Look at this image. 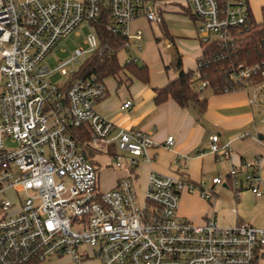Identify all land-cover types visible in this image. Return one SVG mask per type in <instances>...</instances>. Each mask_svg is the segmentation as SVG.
<instances>
[{"label":"built area","instance_id":"obj_1","mask_svg":"<svg viewBox=\"0 0 264 264\" xmlns=\"http://www.w3.org/2000/svg\"><path fill=\"white\" fill-rule=\"evenodd\" d=\"M172 8L195 17L201 44L216 40L225 45L232 29L247 26L251 13L247 0H0V264H46L55 257H69L72 264L264 260V229L246 223L221 228L212 216L203 226L182 218L181 196L196 190L182 178L152 173L142 195L130 175L114 189L100 190L92 154L105 151L115 155L118 166L126 159L134 169L141 159L150 160L153 140L96 111L107 88L82 69L87 59L105 50L94 29L85 48L57 68L66 81L53 82L45 64L64 38L78 35L81 24L97 23L103 10L110 15L107 30L125 39L126 49L135 43L140 50L144 34H132L131 24L144 17L160 26ZM255 76L263 81L256 82ZM194 79L198 91L210 87L199 72ZM233 81L236 88L255 89L250 104L264 103V71L258 66L238 70ZM131 106L127 102L124 108ZM210 140L218 161L232 154L229 145L219 146L218 136ZM174 144L169 137L165 147ZM260 170L259 156L244 159L230 169L228 182L215 177L211 186H200V195L211 200L212 187L225 183L236 197L249 190L263 199Z\"/></svg>","mask_w":264,"mask_h":264},{"label":"crops","instance_id":"obj_2","mask_svg":"<svg viewBox=\"0 0 264 264\" xmlns=\"http://www.w3.org/2000/svg\"><path fill=\"white\" fill-rule=\"evenodd\" d=\"M247 1L254 18L261 20L264 0ZM172 9L173 15L181 16L175 8ZM257 11L260 18L256 15ZM173 39L175 43V38ZM201 45L196 42L195 46L199 49L194 54L195 64L189 62L185 67L182 62L183 71L188 72L196 68L203 53ZM168 68L165 67V74L150 77L148 85L130 77L121 84L113 78L104 81L107 95L97 105L96 111L116 126L150 134L153 140V146L148 152L150 160L141 159L134 169L128 165L127 168L116 172L111 190L129 175L133 177L140 195L145 191L152 173L182 178L195 186L196 190L184 191L180 200L179 215L197 226H203L211 216L218 224L216 211L221 201L216 198L219 194L226 195L224 190H232L225 183L212 187L214 198L206 200L200 195L199 188L202 184L211 186V180L218 176L228 182L227 176L233 166L239 167L244 159L256 156L261 159L260 172L264 179V103L250 104L255 89L237 87L224 94H214L210 88L205 89L202 95L207 99V109L201 115L191 107L179 106L172 99L158 105L155 102L154 90L167 86L178 76L176 70L169 73ZM1 82L0 73V86ZM122 86H126L125 92H121ZM127 102H131L132 106L125 109ZM214 135L219 137L218 144L221 148L229 145L232 150V154L225 160L218 161L209 150L210 139ZM169 137L174 138L175 144L168 149L165 146ZM233 196L237 203L243 198L241 194L239 197L235 194ZM241 206L243 207V202ZM255 208L264 209V200L262 203L257 200ZM255 222L254 219L245 220L238 216L236 225L246 223L256 228L253 225ZM52 260L54 263L72 264L69 257H55Z\"/></svg>","mask_w":264,"mask_h":264},{"label":"trees","instance_id":"obj_3","mask_svg":"<svg viewBox=\"0 0 264 264\" xmlns=\"http://www.w3.org/2000/svg\"><path fill=\"white\" fill-rule=\"evenodd\" d=\"M190 19L193 22L196 21L191 14ZM109 22L110 15L106 9L103 10L99 21L91 24L101 41L102 48L105 50L103 53H95L87 59L82 67L83 74L96 76L102 82L108 78H113L119 84L123 82V77L126 80L130 77L148 85L150 75L147 66H139L138 61L134 62L133 60L127 62L124 67L121 66L118 54L126 49L127 41L121 36L112 35L107 30ZM160 28L163 38L174 43L165 20L160 24ZM230 37L225 45L216 40L209 44H202V57L197 61L195 69L188 72L183 71V64L180 61L177 67V78L167 86L154 90L156 104L159 105L172 99L179 106L191 107L201 115L207 109V99L203 97V91L197 90L194 79L195 73L199 72L209 82V88L214 94H224L237 89L233 75L238 70L258 66L261 71H264V6L260 21H257L250 13L247 26L232 29ZM252 79L258 83L263 81L258 76Z\"/></svg>","mask_w":264,"mask_h":264},{"label":"rangeland","instance_id":"obj_4","mask_svg":"<svg viewBox=\"0 0 264 264\" xmlns=\"http://www.w3.org/2000/svg\"><path fill=\"white\" fill-rule=\"evenodd\" d=\"M260 18V13H256ZM165 21L170 31V34L175 38V43L163 38V33L159 25L150 23L144 17H141L131 24V33L141 30L144 34V39L140 43L141 49L132 43L131 47L124 49L118 54V60L121 66H125L128 61L137 60L139 66H147L150 77L161 76L165 74V67L168 68V72L174 73L177 71V67L180 61L183 62L186 67L189 62L195 64V53L198 52L196 47L197 41V29L193 22L179 15L165 16ZM260 21V20H258ZM79 34H71L69 37L64 38L56 48L46 58L45 64L49 71L52 72L51 80L55 83L64 82L66 77L57 71V68L61 63L69 60L76 49L85 48L84 40L88 34L93 32L91 25L84 23L78 28ZM215 36H212L214 39ZM160 40V41H158ZM81 63L77 64L75 68H78ZM122 80H127L123 77ZM3 83V77L2 82ZM127 90L126 86L121 87V92ZM97 108V106H96ZM113 153H115L113 151ZM115 155H109L104 152H95L91 155V159L97 166L100 185L99 188L102 191H109L114 184L116 178V172L128 167L127 160L121 161V166H118L114 159ZM221 189V188H220ZM141 192V191H140ZM226 195L216 198L220 200V204L217 209V221L221 228H231L236 225L238 216L242 219L247 218L254 219L253 224L258 229H264V209L255 208L257 200L261 203L263 199H256L251 191L246 190L240 194L243 196L241 202L237 203L234 199V193L232 191L224 190ZM243 202V207L241 203ZM233 210L238 212V215ZM46 264H59L54 263L53 260ZM62 264V263H60ZM66 264V263H64ZM85 264H98L97 261L86 262ZM260 264H264L261 262Z\"/></svg>","mask_w":264,"mask_h":264}]
</instances>
